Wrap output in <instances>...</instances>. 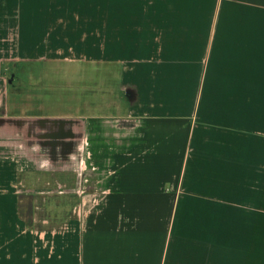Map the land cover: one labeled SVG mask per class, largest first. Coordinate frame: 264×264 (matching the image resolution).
<instances>
[{
  "label": "crops",
  "instance_id": "obj_1",
  "mask_svg": "<svg viewBox=\"0 0 264 264\" xmlns=\"http://www.w3.org/2000/svg\"><path fill=\"white\" fill-rule=\"evenodd\" d=\"M20 63L125 65L122 111L59 116L51 168ZM0 264H264V0H0Z\"/></svg>",
  "mask_w": 264,
  "mask_h": 264
},
{
  "label": "rangeland",
  "instance_id": "obj_2",
  "mask_svg": "<svg viewBox=\"0 0 264 264\" xmlns=\"http://www.w3.org/2000/svg\"><path fill=\"white\" fill-rule=\"evenodd\" d=\"M124 67L119 64L20 63L7 69V82H13L8 93L11 112L50 117L51 141L48 147L51 168L58 163V152H67L73 146L58 142L59 116L117 114L122 111L120 106L125 103ZM107 103L114 106H106ZM50 179V192L38 198L42 206L28 207V201L22 209L23 216L34 227H39L43 218L57 226V219L74 213L77 198L73 194L63 198L56 189V175H50Z\"/></svg>",
  "mask_w": 264,
  "mask_h": 264
}]
</instances>
